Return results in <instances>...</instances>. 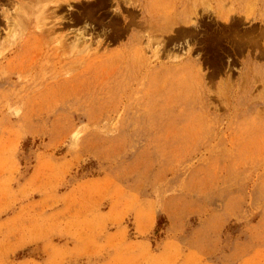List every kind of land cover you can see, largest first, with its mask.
<instances>
[{"label":"rangeland","instance_id":"374dc122","mask_svg":"<svg viewBox=\"0 0 264 264\" xmlns=\"http://www.w3.org/2000/svg\"><path fill=\"white\" fill-rule=\"evenodd\" d=\"M0 264H264V0H0Z\"/></svg>","mask_w":264,"mask_h":264}]
</instances>
